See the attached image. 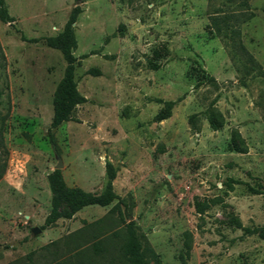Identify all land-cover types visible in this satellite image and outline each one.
<instances>
[{
  "label": "rangeland",
  "instance_id": "374dc122",
  "mask_svg": "<svg viewBox=\"0 0 264 264\" xmlns=\"http://www.w3.org/2000/svg\"><path fill=\"white\" fill-rule=\"evenodd\" d=\"M5 2L0 264L119 262L113 203L42 227L59 158L67 184L94 193L106 162L117 167L114 190L163 264H264V238L234 223L264 226V0H83L74 54L87 100L51 133L66 62L44 37L76 2Z\"/></svg>",
  "mask_w": 264,
  "mask_h": 264
},
{
  "label": "trees",
  "instance_id": "16d2710c",
  "mask_svg": "<svg viewBox=\"0 0 264 264\" xmlns=\"http://www.w3.org/2000/svg\"><path fill=\"white\" fill-rule=\"evenodd\" d=\"M83 0H75L76 5L63 27L56 35L46 36V44L52 48L58 49L66 62L62 78L56 85L53 94V116L50 124V133L53 128L72 119V113L75 108L85 102L87 98L82 95L77 86L75 70L78 58L74 54L77 47V37L75 32V22L82 7L79 4ZM0 19L3 22H13L14 17L9 13L5 0H0ZM39 38H31L30 41H38ZM90 72L99 73L98 69L91 68ZM1 96V90H0ZM208 120L213 129L221 126L220 121L214 113L208 112ZM3 142L0 138V151H2ZM5 151V150H4ZM6 153V151H5ZM4 164L0 168V177L3 172ZM117 167L110 161L106 162V184L102 192L94 193L87 191L79 186H70L67 184L61 169H54L48 174V182L52 192L51 209L45 218L43 228L53 225L59 218H71L77 211L88 205L107 206L113 203L112 213H116L119 220L124 223V236L120 247V256L118 263L110 264H163L159 254L151 246L139 228L135 220L128 219L131 215L133 203L119 196L113 186V181L117 175ZM234 180L230 179L227 183L232 187ZM234 223L242 228L246 233L259 232L264 238V226L246 227L239 220ZM189 248V247H188ZM96 249L98 250L99 248Z\"/></svg>",
  "mask_w": 264,
  "mask_h": 264
},
{
  "label": "water",
  "instance_id": "95a60500",
  "mask_svg": "<svg viewBox=\"0 0 264 264\" xmlns=\"http://www.w3.org/2000/svg\"><path fill=\"white\" fill-rule=\"evenodd\" d=\"M62 166H63L62 160H61V158H59V159H58V162H57V164H56V168H55V169H61ZM39 231H40V228H38V227H34V228H33V233H34V234H36V233L39 232Z\"/></svg>",
  "mask_w": 264,
  "mask_h": 264
}]
</instances>
